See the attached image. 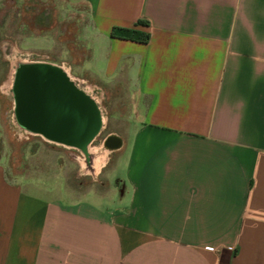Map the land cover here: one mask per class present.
Masks as SVG:
<instances>
[{
    "label": "crops",
    "instance_id": "0c3cea01",
    "mask_svg": "<svg viewBox=\"0 0 264 264\" xmlns=\"http://www.w3.org/2000/svg\"><path fill=\"white\" fill-rule=\"evenodd\" d=\"M25 1L78 15L81 48L27 63L117 83L135 127L101 142L117 141L97 173L105 194L43 198L0 162V264H264V0ZM133 27L147 43L113 35ZM31 31L28 58L54 50ZM94 139L85 152L62 145L91 170Z\"/></svg>",
    "mask_w": 264,
    "mask_h": 264
},
{
    "label": "rangeland",
    "instance_id": "374dc122",
    "mask_svg": "<svg viewBox=\"0 0 264 264\" xmlns=\"http://www.w3.org/2000/svg\"><path fill=\"white\" fill-rule=\"evenodd\" d=\"M19 1L4 0L0 13V162L8 172L26 176L27 183L43 198L66 197L75 200L89 192L105 194L110 189L106 180L108 171L98 174L99 176L86 175L80 166L83 152L82 154L75 148L50 141L34 132H23L21 139H18V133H22L20 131L23 129L18 127L15 116L12 87L7 95L2 92V87L10 75L12 62H30L46 57L44 59L49 58V61L60 64L73 53V49L81 50L75 46L78 44L76 32L80 28L78 15L66 11L63 18L56 19L53 18L55 5L52 3L39 5L36 1L28 4L25 0ZM42 12L43 20L40 19ZM45 17H52V20L47 23ZM33 24H36L35 29ZM30 28L40 34L50 28L47 32L55 44L54 50L35 51L28 58V53L22 47L25 34L32 32ZM63 67L67 66L63 64ZM79 80L84 82L82 77ZM97 88L105 124L89 148L101 144L108 136L126 141L130 135L129 128L135 127L131 123L135 118L132 113L133 106L125 89L117 83H108ZM18 181L22 179L18 178ZM87 199L90 200L91 197L88 196Z\"/></svg>",
    "mask_w": 264,
    "mask_h": 264
},
{
    "label": "water",
    "instance_id": "95a60500",
    "mask_svg": "<svg viewBox=\"0 0 264 264\" xmlns=\"http://www.w3.org/2000/svg\"><path fill=\"white\" fill-rule=\"evenodd\" d=\"M12 92L19 123L50 141L85 152L102 129L96 102L56 66L19 64Z\"/></svg>",
    "mask_w": 264,
    "mask_h": 264
},
{
    "label": "bare ground",
    "instance_id": "6f19581e",
    "mask_svg": "<svg viewBox=\"0 0 264 264\" xmlns=\"http://www.w3.org/2000/svg\"><path fill=\"white\" fill-rule=\"evenodd\" d=\"M12 63H13V66L10 69L9 78H8L7 81H5V83H4L3 87H2V92L5 95H7L10 92V89H11L12 83H13L12 79L14 77V73L16 71V68L18 67L19 64H24V63H27V62H20L19 63V61L16 62V60H15ZM64 73L68 76L66 70H65ZM70 79L73 81V83L75 84V86L77 88H79L80 90H82L83 92H85L87 95H89L96 102V104L98 105L99 110H100V115H101V120H102V126H103L105 124V117H104V114H103V111H102L101 107L99 106L100 105L101 98H99L98 95L94 93L92 87H90L89 85L85 84L81 80H79V79H73V78H70ZM113 148H115V147L108 146L106 144V142L101 147H92V148H89V150H88L89 153L96 158V165L93 167L94 176L97 175V173L99 172L100 168L106 162V160H107V154H108L109 150H111ZM81 164L84 166L85 165V161L84 160H81Z\"/></svg>",
    "mask_w": 264,
    "mask_h": 264
},
{
    "label": "trees",
    "instance_id": "16d2710c",
    "mask_svg": "<svg viewBox=\"0 0 264 264\" xmlns=\"http://www.w3.org/2000/svg\"><path fill=\"white\" fill-rule=\"evenodd\" d=\"M139 25L147 27L146 22H139ZM113 35L134 42L147 43L149 40V34L138 31L135 27L133 28H114Z\"/></svg>",
    "mask_w": 264,
    "mask_h": 264
},
{
    "label": "flooded vegetation",
    "instance_id": "af4514ba",
    "mask_svg": "<svg viewBox=\"0 0 264 264\" xmlns=\"http://www.w3.org/2000/svg\"><path fill=\"white\" fill-rule=\"evenodd\" d=\"M58 67V66H57ZM58 68H60L63 72H65V68L64 67H58ZM17 119V118H16ZM17 122L19 123V121L17 120ZM20 124V123H19ZM21 125V124H20ZM22 126V125H21ZM106 142V144L108 145V146H110V147H116L117 146V141L115 140V139H113V138H108V139H106L105 141H104V143ZM103 143V144H104ZM103 144H101L99 147H101ZM82 165V164H81ZM96 165V161H95V163H94V166ZM93 166V167H94ZM93 167L91 168V170H88L87 169V167H86V164L83 166L82 165V169H83V171L85 172V173H87V174H91V175H93L94 176V173H93Z\"/></svg>",
    "mask_w": 264,
    "mask_h": 264
},
{
    "label": "built area",
    "instance_id": "2783aa9c",
    "mask_svg": "<svg viewBox=\"0 0 264 264\" xmlns=\"http://www.w3.org/2000/svg\"><path fill=\"white\" fill-rule=\"evenodd\" d=\"M61 67H63V66H61ZM87 85H89L90 87L93 88V91H94L95 94H98V92H97V89H98V88L93 87V86H91L90 84H87ZM18 125H19V126H18L19 128L23 129V130L20 129V130H21L20 132H22V133H18V139H21V136H23V132H28V133H29V132H30V133L32 132V131L26 129L25 127L21 126L19 123H18ZM22 127H23V128H22ZM206 249L209 250V251H214V248L211 247V246L206 247ZM214 264H220V259H219L218 257L216 258Z\"/></svg>",
    "mask_w": 264,
    "mask_h": 264
}]
</instances>
